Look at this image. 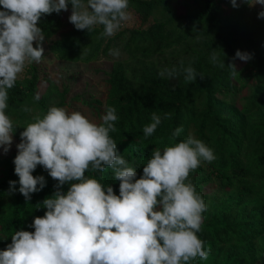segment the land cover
Masks as SVG:
<instances>
[{
	"label": "trees",
	"instance_id": "1",
	"mask_svg": "<svg viewBox=\"0 0 264 264\" xmlns=\"http://www.w3.org/2000/svg\"><path fill=\"white\" fill-rule=\"evenodd\" d=\"M252 1L236 0L234 7L231 0H129L135 26L123 29L122 22L123 30L110 39L101 36L100 25L89 33L70 22L59 33L64 14H71L70 3L67 11L42 16L38 25L46 38L57 35L50 49L63 62L92 63L120 45L124 57L106 72L105 94L87 93L74 103L80 100L88 106L97 124L106 107L116 109V131L109 135L118 154L136 168L137 179L155 148L190 134L213 150L215 159L202 161L189 176L206 204L197 235L208 253L207 259L191 264H264V18L259 17L262 11L250 6ZM237 50L251 59H233ZM213 51L224 59V69L212 61ZM181 62L195 69V82L186 83L182 72L175 79L159 75L163 68H180ZM230 63L239 72L235 77L227 68ZM42 79L36 62H31L25 76L8 90L6 114L16 138L26 123L47 111L50 102L57 107L65 104L66 91ZM41 82L45 92L37 101ZM24 107L32 111L25 112ZM153 112L162 121L145 138L143 128L152 122ZM165 113H172L171 118L164 119ZM177 127L182 132L169 140ZM16 155L0 158V250L11 243L14 231H34V218L46 211L40 203L57 190L58 182L38 165L32 174L43 176L45 186L26 202L14 171ZM86 175L97 179L102 175L101 183L119 195L111 168ZM10 181H16L14 190ZM69 186L61 189L66 193Z\"/></svg>",
	"mask_w": 264,
	"mask_h": 264
},
{
	"label": "clouds",
	"instance_id": "2",
	"mask_svg": "<svg viewBox=\"0 0 264 264\" xmlns=\"http://www.w3.org/2000/svg\"><path fill=\"white\" fill-rule=\"evenodd\" d=\"M231 2L235 7L236 0ZM69 3V21L77 30L90 33L100 25L101 36L111 37L130 19L129 0H0V147L5 153L15 131L6 114L8 90L26 63H39L44 57L41 17L67 11ZM252 4L264 5V0ZM259 17L264 18V11ZM109 53L118 56L119 50ZM236 58L248 61L251 55L237 50ZM211 59L221 69L226 67L215 51ZM227 68L231 76L239 74L234 63ZM181 72L186 83L198 76L183 62L180 68L161 69L159 75L175 79ZM34 99H40L39 93ZM171 116L165 113L163 118ZM100 119L97 124L79 111L50 106L23 127L14 158L19 192L27 202L43 189L44 177L32 174L38 165L58 182L57 190L40 203L46 211L34 218V231H14L11 243L0 250V264H191L197 258L207 259L197 235L206 204L189 176L202 161L215 159L213 150L190 134L163 149L155 148L137 179L136 168L118 154L109 135L116 131V109L106 107ZM151 121L143 128L145 138L152 136L162 117L153 112ZM182 130L177 127L169 140ZM108 168L119 181V195L101 183L102 175L99 179L86 175ZM9 183L14 190L16 181ZM66 183L70 186L65 193L61 186Z\"/></svg>",
	"mask_w": 264,
	"mask_h": 264
},
{
	"label": "rangeland",
	"instance_id": "3",
	"mask_svg": "<svg viewBox=\"0 0 264 264\" xmlns=\"http://www.w3.org/2000/svg\"><path fill=\"white\" fill-rule=\"evenodd\" d=\"M254 2L255 0L250 3L251 7L259 9L260 11H264V5L252 4ZM129 13L130 19L124 22L123 29L133 28L135 26L136 21L134 15L132 12ZM70 15L71 14L68 13L64 14L63 26L60 29L59 33L66 30L67 24L70 23ZM123 29H121L120 27L118 31H121ZM117 32L114 36L107 37V39L115 37L118 34ZM56 36L57 35H55L54 37ZM54 37H45L44 40L41 42L42 47L44 48V57L39 63L36 62V66L38 67L40 76L43 79H49L55 82L59 90L66 91V100L65 104L63 105V108H65L69 112L74 110L79 111L89 120L96 123V119L91 116V110L88 108V106L80 103L81 101L78 99L77 100L79 102L77 101L74 103V99L77 97H83L84 94L87 93H91L95 97L105 94V74L106 72L110 71L114 62L124 57L121 51V47L119 45V47L117 48L119 50L118 56L110 54L107 56H101L99 59L92 63L86 64L63 62L57 60L51 52L50 44ZM118 42L120 43V41ZM33 46H37L36 42H34ZM30 64L31 63H26L24 71L19 74L17 80H21L25 76L27 68ZM45 87L46 84L44 82H41L39 84L37 93H39L40 96L45 92ZM85 98H88V96H86ZM54 103L56 102L52 101L48 105L53 106ZM20 142L21 138H16L13 135V142L7 153H5L3 148L0 147V158L9 157L13 154H17L18 149L16 146ZM213 188L214 187H210L211 193H217V191Z\"/></svg>",
	"mask_w": 264,
	"mask_h": 264
}]
</instances>
